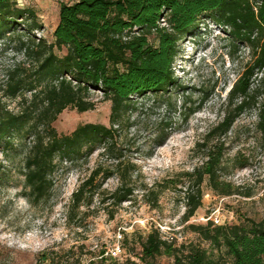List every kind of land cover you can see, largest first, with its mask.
<instances>
[{"label":"rangeland","instance_id":"rangeland-1","mask_svg":"<svg viewBox=\"0 0 264 264\" xmlns=\"http://www.w3.org/2000/svg\"><path fill=\"white\" fill-rule=\"evenodd\" d=\"M72 1L15 0L17 6L34 11L37 26L27 29L32 22L21 21L17 30L0 35V99L12 112L19 111L22 97L29 99L31 93L2 96L8 72L20 64L25 75L31 73L34 60L24 48L38 39L50 41L60 4ZM148 41L157 43L154 34L148 35ZM177 50L172 68L175 84L168 92L161 97L134 95L135 107L120 127L114 126L118 130L111 148L59 162L43 199L33 202L23 194L24 158L32 139L13 138L0 145V264H48L51 260L87 264L100 257L106 258V264H121L126 258L145 264L139 259V242L151 230L176 245L199 244L211 251L192 225L208 220L213 224L264 221V145L255 126V107L236 116L226 133L206 141L207 131L225 114L233 83L253 60L249 45L203 18L192 35L178 41ZM257 98L264 100V86ZM87 100L93 102L92 108L79 111L69 106L56 115L51 125L58 134L88 122L109 126L110 100L94 90ZM190 109L185 118L182 111ZM159 127L170 133L162 145L155 146ZM216 141L222 143L223 152L218 180L228 186L214 188L203 176L197 191L192 172L204 161L205 144ZM116 157L135 164L130 199L117 205L106 199L118 185L112 175L95 190L89 205L69 211L72 193L81 181L97 165L111 168ZM188 186L195 198L200 195V204L185 218ZM42 254L44 260L38 263ZM168 261L163 255L155 264Z\"/></svg>","mask_w":264,"mask_h":264},{"label":"trees","instance_id":"trees-1","mask_svg":"<svg viewBox=\"0 0 264 264\" xmlns=\"http://www.w3.org/2000/svg\"><path fill=\"white\" fill-rule=\"evenodd\" d=\"M30 8L17 6L15 0H0V35L14 32L21 21L30 20L27 29L37 26ZM203 18L226 29L246 42L253 55L249 67L230 89L225 114L206 133V141L226 133L236 116L247 107L256 109V128L264 145V100L258 93L264 86V0H74L61 3L58 21L51 40L38 39L27 45L25 55L32 57L34 67L24 74L17 64L6 77L2 96L22 97L21 108L12 112L0 99V145L13 138H31L24 158L23 194L30 201L43 199L51 188V173L63 161L91 154L97 148L108 151L114 134L135 107L133 96L152 94L161 97L175 84L173 65L178 55L177 43L198 29ZM154 34L156 45L148 35ZM35 43V44H34ZM259 76L252 80V76ZM91 90L100 91L110 100L109 126L101 123L77 125L67 134H58L51 125L56 115L66 107L84 111L93 107L87 100ZM193 110L182 111L186 118ZM116 125V127H114ZM169 130L159 127L153 138L160 146ZM204 145V144H202ZM204 161L194 168L196 189L203 176L217 188L227 187L218 180L222 161V143L205 144ZM111 168L97 165L73 191L68 210L89 205L102 182L116 176L118 185L107 196L113 204L129 200L134 187L131 175L135 164L116 157ZM188 175V174H185ZM192 186L185 190L187 210L191 216L200 204ZM228 190H224L226 192ZM199 237L211 246L179 244L163 239L151 230L140 240L141 263L155 264L160 256L170 261L162 264H264V221L247 220L239 224L191 226ZM215 249V253L213 250ZM45 255L39 257L40 263ZM105 257L87 264H106ZM48 264H56L51 260ZM79 264V262H73ZM121 264H139L126 258Z\"/></svg>","mask_w":264,"mask_h":264}]
</instances>
